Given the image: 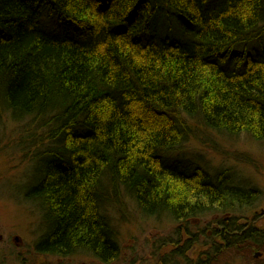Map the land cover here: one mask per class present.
<instances>
[{
  "label": "trees",
  "instance_id": "16d2710c",
  "mask_svg": "<svg viewBox=\"0 0 264 264\" xmlns=\"http://www.w3.org/2000/svg\"><path fill=\"white\" fill-rule=\"evenodd\" d=\"M157 13L196 30L153 37ZM238 46L263 55L227 73ZM1 113L42 132L26 137L43 158L28 194L50 229L40 250L111 257L123 194L143 218H215L213 239L180 228L179 258L264 251L257 189L176 156L199 132L264 142V0H0Z\"/></svg>",
  "mask_w": 264,
  "mask_h": 264
},
{
  "label": "rangeland",
  "instance_id": "374dc122",
  "mask_svg": "<svg viewBox=\"0 0 264 264\" xmlns=\"http://www.w3.org/2000/svg\"><path fill=\"white\" fill-rule=\"evenodd\" d=\"M155 20L156 22L152 23L153 29L149 31L153 37H159V39L165 36L172 40H182L185 38L184 33L190 29L191 32L185 38L186 40L196 30L190 28L187 21L180 20L179 17H170L166 13H157ZM144 40L148 42L151 39ZM262 52L263 50L259 47L250 51L244 46H238L229 52L223 67L220 65V60L213 61L227 73H241L247 65L262 57ZM25 124L27 122L13 121L7 114L1 113L0 226L15 225L20 229L37 226L41 221L40 209L33 203V200L28 199V194L40 173L43 158L35 159L41 151H38V147H33L30 142L28 143L26 137H31V132H35L36 137H41L42 132L33 124L31 129L34 130L31 131ZM26 128L28 130L25 131ZM176 156H180L186 174H191L195 169H201L210 176L212 182H215L224 173L222 178L229 179L234 185L247 187L246 189H257L261 194V201L257 203L254 212L259 214L261 210L264 211V142H256L246 135L230 138L212 132L201 134L199 132L198 140L189 139L184 142L181 151ZM228 170L230 171L227 172ZM105 196L116 200L114 196L109 195V192H106ZM105 199L104 203L109 208L111 199H107L109 202ZM111 210L114 213L112 217L120 245L136 261L152 257V262H144V264H158L161 256L165 254L167 264H195V258H192L194 252L190 253V257L187 258H178L171 253L172 247L169 244L171 237L167 238L166 244H159L161 238L170 235L173 228L172 224L166 220L167 217L160 216L152 220L143 218L137 213L131 200L123 194H120L117 209ZM260 217L257 226L264 227V216ZM154 242H156L155 247ZM255 253L259 254L257 258H254ZM74 256L76 258L73 263H79L81 255ZM56 262L57 260L54 259L53 263ZM210 264H264V251L223 252L216 261L213 260Z\"/></svg>",
  "mask_w": 264,
  "mask_h": 264
},
{
  "label": "flooded vegetation",
  "instance_id": "af4514ba",
  "mask_svg": "<svg viewBox=\"0 0 264 264\" xmlns=\"http://www.w3.org/2000/svg\"><path fill=\"white\" fill-rule=\"evenodd\" d=\"M39 213H41V221L37 226H27L24 229H20V227L15 225L0 226V264H144V262H152V257L136 261L132 255L125 252L124 247L121 246L119 240L116 239L118 237L114 238L115 240L111 242L115 247L113 255L106 259L95 257L87 253H80V262L73 263L76 258L74 255L76 254L55 256L51 253L44 252L39 249V246L42 240L49 235L50 229L49 226L45 224L46 221L43 218V212L39 210ZM166 220L169 221L168 218ZM172 227L170 235L164 236L159 242L160 245H164L166 244L167 238L171 237L172 240L169 243L172 247L171 253L177 249L179 250L184 244L183 231L178 228L177 225L172 224ZM205 233L209 239H213V228ZM159 244L158 248L160 249ZM153 245L155 247L156 242H154ZM54 259L57 260L56 263H53ZM160 259L158 264H167L165 261V254H163ZM70 260L73 261L71 262Z\"/></svg>",
  "mask_w": 264,
  "mask_h": 264
},
{
  "label": "bare ground",
  "instance_id": "6f19581e",
  "mask_svg": "<svg viewBox=\"0 0 264 264\" xmlns=\"http://www.w3.org/2000/svg\"><path fill=\"white\" fill-rule=\"evenodd\" d=\"M219 1H221V0H219ZM212 11H214V10H212ZM228 54H227V56H228ZM251 214L254 215L255 212L251 213ZM257 215L259 216V214H257ZM168 218H169V216H168ZM214 222H215V218L212 217V215H210L208 217H198V218H194V219H191V220H189V219L188 220H182V221L178 220L177 226H178V228H181V227L184 226V224L188 223L189 224L188 227L193 229V231L194 230L195 231L199 230V231H202V232H206V231L214 228ZM235 228H237V227H235Z\"/></svg>",
  "mask_w": 264,
  "mask_h": 264
},
{
  "label": "water",
  "instance_id": "95a60500",
  "mask_svg": "<svg viewBox=\"0 0 264 264\" xmlns=\"http://www.w3.org/2000/svg\"><path fill=\"white\" fill-rule=\"evenodd\" d=\"M261 214H264V211H262ZM258 256H259V254L257 253L254 257L257 258Z\"/></svg>",
  "mask_w": 264,
  "mask_h": 264
}]
</instances>
